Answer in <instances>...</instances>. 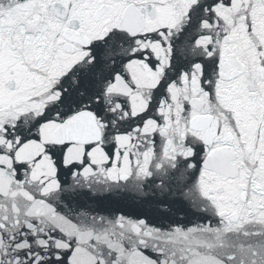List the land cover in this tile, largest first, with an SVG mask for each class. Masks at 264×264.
Here are the masks:
<instances>
[{"label":"snow or ice","instance_id":"6c2138e0","mask_svg":"<svg viewBox=\"0 0 264 264\" xmlns=\"http://www.w3.org/2000/svg\"><path fill=\"white\" fill-rule=\"evenodd\" d=\"M0 264H264V0H0Z\"/></svg>","mask_w":264,"mask_h":264}]
</instances>
